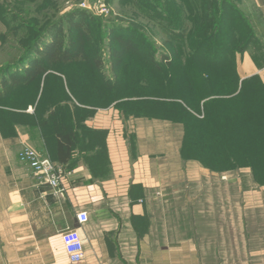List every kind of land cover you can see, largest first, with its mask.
<instances>
[{
    "label": "crops",
    "instance_id": "crops-1",
    "mask_svg": "<svg viewBox=\"0 0 264 264\" xmlns=\"http://www.w3.org/2000/svg\"><path fill=\"white\" fill-rule=\"evenodd\" d=\"M251 3L254 43L227 62L235 71L210 75V92L185 81L184 69L129 58L120 69L105 60L101 73L82 61L56 65L0 95V264H75L61 239L67 228L84 241L78 264H264L261 252L222 261L229 218L203 215L222 208L204 204L213 181L258 190L248 153L264 143V117L249 122L243 106L264 114V0ZM6 31L0 21V45ZM220 79L226 88L214 87ZM26 147L64 169L63 192L20 161Z\"/></svg>",
    "mask_w": 264,
    "mask_h": 264
},
{
    "label": "rangeland",
    "instance_id": "rangeland-1",
    "mask_svg": "<svg viewBox=\"0 0 264 264\" xmlns=\"http://www.w3.org/2000/svg\"><path fill=\"white\" fill-rule=\"evenodd\" d=\"M8 1L1 0L0 17L8 24L7 31L12 45L21 48L31 45L41 38L52 24L76 9L83 8L82 11L89 16V34L84 37V53L86 56L101 57L104 60L115 56L113 49L118 36L132 38L159 58H173L182 44L183 47L190 42L195 44L209 26L215 25L221 19L223 9L228 7L234 8L233 15H230V19H223L227 31L218 41L226 43L228 29L232 27V30L240 31L239 34L236 33L235 39L240 36L242 42L243 24H252L255 28L260 25L258 13L251 0ZM65 31L69 38L75 36L72 35L74 31L71 33L67 26ZM255 180L263 186L264 176L256 177ZM211 185L212 187H207L203 193L204 204L218 201L221 202L222 208L216 206L211 210H204L203 215L210 218L219 217L222 220L226 216L229 218L228 233H225L220 241V259L236 263L252 257L251 252L255 253V256L260 252L264 253V187L242 192L237 179L234 188L231 191L228 189L229 192L226 185H220L218 182L214 184V181ZM226 201L229 202L228 213L225 209ZM223 202L225 205H222ZM188 216L194 215L188 213ZM254 259L259 258L257 256ZM261 259H264V256Z\"/></svg>",
    "mask_w": 264,
    "mask_h": 264
},
{
    "label": "trees",
    "instance_id": "trees-1",
    "mask_svg": "<svg viewBox=\"0 0 264 264\" xmlns=\"http://www.w3.org/2000/svg\"><path fill=\"white\" fill-rule=\"evenodd\" d=\"M233 9V7L223 9L221 19L215 25L209 26L203 35L200 34L201 36L199 35L200 37L195 41V44L190 42L184 47L182 44L180 46L182 50L180 49L177 54L175 53L176 55L173 58H159L152 51L145 50L132 38L118 36L115 39V48H111L114 50L115 56H112V59L109 58L108 60L112 61L114 69L123 67V64L129 58L154 64L158 69H160L159 66L161 64H164V67L170 66L176 71L184 69L186 70L185 81L188 83L199 81L210 92V75L218 74L221 76L235 71L232 70L233 66L227 62H233L236 53L248 49L251 43H254L253 40L258 31V28H255L252 24H243L241 33L244 39L241 42L240 36L239 39H235L236 33H240V31H234L230 27L226 43L218 41L222 39V34L227 31L223 25V19L227 17L230 19V15H233ZM88 17L84 11L76 9L63 17L59 22L52 24L41 38L36 39L35 42L24 48L12 45L9 31H6L1 36L0 45V95L8 96L21 88L31 86L39 76H42L50 68L60 64H71L82 61L91 64L100 73L103 72L105 60L101 57L86 56L84 53V37L89 34ZM0 21L8 29L6 20L0 17ZM66 26L70 32L74 31L72 35L75 34V36L70 38L67 36L65 31ZM213 33H216L215 36L209 39ZM183 48L185 49L183 50ZM215 55L218 56V61L215 60L217 58ZM169 60L172 61L167 62ZM201 75H207V78L204 76L201 78ZM174 78L180 79V76L175 75ZM224 79H220L218 82L213 81V83H216L214 87H219L220 89L226 88L227 82L223 81ZM176 90L177 88L174 89V91ZM222 90L219 92H222ZM243 107V114L249 119V122L257 118L255 121L259 125L264 114L260 116L258 109L252 103H245ZM259 139L260 141H264V135L262 134ZM249 154L252 155L251 162L248 163L254 172L253 181L258 187H264V184L261 186L255 180L256 177L264 176V143L251 145V152ZM238 155L243 157L242 146L239 147ZM245 155L246 152H244V157L247 158ZM236 163H238L236 169L243 164L242 160ZM243 185L245 186V184ZM244 189L243 191H245ZM248 236L250 235L248 234Z\"/></svg>",
    "mask_w": 264,
    "mask_h": 264
},
{
    "label": "built area",
    "instance_id": "built-area-1",
    "mask_svg": "<svg viewBox=\"0 0 264 264\" xmlns=\"http://www.w3.org/2000/svg\"><path fill=\"white\" fill-rule=\"evenodd\" d=\"M19 159L22 163L27 164L38 176V178L48 183L56 193L64 191L62 180L65 176L64 169L48 158L41 157L33 149L26 147L20 153ZM79 223L85 224L89 220L87 212L78 214ZM61 239L64 249L72 263L78 264L84 260V241L77 229L67 228L61 233Z\"/></svg>",
    "mask_w": 264,
    "mask_h": 264
},
{
    "label": "water",
    "instance_id": "water-1",
    "mask_svg": "<svg viewBox=\"0 0 264 264\" xmlns=\"http://www.w3.org/2000/svg\"><path fill=\"white\" fill-rule=\"evenodd\" d=\"M83 10V8H81Z\"/></svg>",
    "mask_w": 264,
    "mask_h": 264
}]
</instances>
